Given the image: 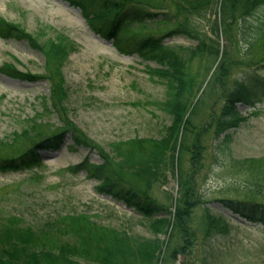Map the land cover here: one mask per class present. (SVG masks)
Here are the masks:
<instances>
[{
  "label": "rangeland",
  "instance_id": "obj_1",
  "mask_svg": "<svg viewBox=\"0 0 264 264\" xmlns=\"http://www.w3.org/2000/svg\"><path fill=\"white\" fill-rule=\"evenodd\" d=\"M139 1L168 9L200 40L219 46L215 59L208 53L187 56L183 76L184 83L201 87L186 116L191 124L184 135L180 131L179 138L183 136L182 143L189 149L194 145L196 129L203 131L206 144L203 161L200 154L204 150L201 152L199 148L192 154L182 148L178 155L180 170L189 171L191 165H196L197 175L200 174L199 198L189 205L185 217L189 241L179 231L174 237L171 231L166 235L155 234L138 211L103 193L99 189L101 181L90 171L73 173L68 169L87 159L104 164L118 178L140 190L147 188L153 199L172 212L179 200L176 177L169 174L146 184L144 177L138 176L140 170L136 165L146 149L136 147L133 140L160 138L163 127L171 123L169 114L154 102L164 99L166 93L164 84L151 79V71L147 70L148 65L154 67L156 63L142 60L136 54L121 53L111 39L103 37L83 19L80 9L66 0H0V22L18 26L33 37L31 40L0 36V159L20 157L35 148L43 136L60 130L66 132L60 147L38 148L42 166L30 171L0 169V227L4 220L8 221L9 228H13L8 229L11 235L27 223L37 227L60 214L73 215L65 235L53 232L49 235L42 230L34 234L36 247H53V254H44L33 247L30 248L33 252H29L35 257L39 253L46 261L54 257L65 264H106L103 258L107 252L102 243L109 241L111 249L115 244H121L118 246L123 249L125 245L121 240L111 239L113 233L140 240H155L158 235L165 245L157 264H264V231L220 202L222 197H246L245 194L249 195L246 190L253 184H259L262 198L258 199L264 200V99L255 107L260 109L256 116L250 114L253 109L248 105L236 104L235 110L242 119L231 130L232 161L224 159L219 164V157L215 159L216 143L211 133L224 104L220 97L224 79L247 74L255 80V69L264 58V40L251 48L245 47L239 40L238 20L231 16H227L228 34L216 33L211 22L213 9L201 13V6L207 7L214 0ZM193 10L195 20L189 16ZM172 26L136 24L135 28L125 27L121 38L125 40L132 34L161 35ZM168 42L187 47L196 40L179 36L169 38ZM180 48L179 52L184 53V48ZM225 49L229 51V65L223 70L226 76L221 74L217 81L211 82L215 71L212 65H217ZM3 66L15 67L23 74L16 76ZM56 82H61L65 90L60 93L56 89L55 96ZM73 132L86 141L89 139L92 148L79 145ZM213 215L225 218L229 231H223L218 221L214 223ZM214 225L216 229L212 231ZM179 246L182 249L174 252ZM128 256L113 251L108 259L111 264H141Z\"/></svg>",
  "mask_w": 264,
  "mask_h": 264
},
{
  "label": "trees",
  "instance_id": "obj_2",
  "mask_svg": "<svg viewBox=\"0 0 264 264\" xmlns=\"http://www.w3.org/2000/svg\"><path fill=\"white\" fill-rule=\"evenodd\" d=\"M66 1L80 9L88 24L103 37L111 39L118 50L125 54H136L140 59L145 61L151 59L156 63L154 67L148 65L147 70L149 69L151 71V79L155 82L160 81L164 84L166 93L164 99L154 102L158 108H162L169 114L171 123L163 127L162 136L160 138L141 137V139L136 138L133 140L136 147L142 150L144 148L146 149L144 156H142L141 160L136 165H138V170H140L138 176H143L146 184L161 180L163 177L167 178L169 174L176 177L179 188V200H177L175 211L172 212L173 210L171 211V209L153 199L147 188L140 190L127 180L120 177L118 178V175H114L113 170H109L104 164H95L87 159L68 169L73 173H77L78 170L90 171V175L95 176L96 180L101 181L99 189H101L103 193L113 196V198H116L118 201H124L128 207H132L138 211L143 219L145 218L149 221L155 234L166 235L171 231V235L174 237L177 231H179L183 238L185 237V241H189L190 234L187 228L188 220H186L185 217L190 208L189 205L191 206L195 203L197 198H199L198 178L200 174L197 175L199 170L196 169V165H191L189 171L180 170L177 165L178 155L182 148L188 150L190 154L199 148L201 152L204 150V153L202 152V154H200L202 155L201 160L203 161L205 160L204 158H206V144L203 142V131L198 132L196 129L194 130L196 136L193 141L194 145L189 147V149L186 147L185 143H182L183 136L179 138L180 131L183 134L185 128L187 130L191 124L189 123L190 120H188V118L186 119V116L189 114L188 110L193 104L197 89L201 87V84L191 86V82L190 85L189 83H184L183 76H185L187 61L191 56L208 53V56L214 57L213 59L218 58L219 46L207 45L205 40H200L193 34L192 29L187 26L185 22L177 18L174 13H171L168 9L161 6H151L139 0L124 2L122 0ZM190 3H193V1ZM211 3L212 4L207 7L201 6L203 10L200 12L205 13L210 10V8L213 9L212 17L214 16V18L210 19L212 20V26L216 33L219 34V32H224L225 35L228 34L229 18L227 16H231L234 20H238L239 40L245 47L251 48L256 42L264 40V0H224L222 3H219L218 0H214ZM195 12V10L191 11L189 16L194 18ZM157 23L171 24L173 28L169 29L168 32H163L161 35L149 34L143 37H135L132 36V34L125 40L121 38L125 27L132 28L136 24L146 25ZM0 36L5 38L18 37L21 39H28L30 37L31 40L33 39L30 34L25 33L20 27L3 22H0ZM179 36L194 39L196 43L190 44L187 47L182 45L177 47L175 45L172 46L171 43L168 42L169 38ZM227 41L231 46L232 40L230 37ZM215 44L217 45V42H215ZM215 44L213 43V45ZM180 47L184 48V53L179 52L181 49ZM228 54V49H225L217 65L213 66L215 64H211L212 68L215 67L211 82L217 81L221 74H224V68H228ZM184 55L189 58L184 57ZM55 64L58 67V64ZM3 68L10 69L16 76L23 74L15 67L8 66V68H6L3 66ZM255 70L257 71H255V80L253 77L247 76V74L238 75L235 79L229 76L224 79V85H222L224 87L221 88L223 90V96H220L224 100L222 109H220L222 112L216 118L215 124H212L211 129L213 142L216 143L215 159L217 160L219 157V164H221L224 159L233 160L229 143L232 139L231 130L237 127L239 120L242 119L240 112L235 110L236 104L243 103L248 105L253 109L250 112L251 115L256 116L260 111L259 108L255 107L264 99V58L259 62ZM55 86V96L57 93L56 89L59 90L60 93H63L64 86H62L61 82H58V84L56 82ZM60 93L59 97H61ZM55 105L56 104H54V106ZM65 133L64 130H60L53 135L43 136L38 140L39 144H37L35 148L29 149L20 157H14L12 159L1 158L0 169H5V171H23L26 169L30 171L34 169V167L37 168L42 166L41 158L37 151L38 148L55 149L60 147L65 140ZM72 136L79 145L92 148L89 139L86 141V138L82 139L84 137H81L79 133L75 132L72 133ZM199 164L201 165L202 163L199 161ZM201 167L203 166L201 165ZM251 186L250 189L246 190L249 194H245L246 197H222L220 198V202L224 208L231 211L233 214L244 217L251 224H257L261 227L262 231H264V200L262 199V201H260L261 199H258L259 196L262 198L261 191L258 189L259 184H253ZM71 216L73 215L60 214L58 217L47 219V221L42 222L40 225H37V227L27 223L22 230L17 229V231L11 235H9L8 229L10 230L13 228H9L8 221L4 220V225L0 227V264H3L4 261L5 264H65L54 257L46 261V259L40 258L39 253L36 254L35 257L30 255L29 252H33L30 249L31 247L37 248L35 245L37 240L34 237L35 233L42 230L49 235L52 232L56 235H65V231L70 226L69 219ZM211 219L214 220V223L217 221L221 223L220 228L223 231H229V222L225 218L213 215ZM10 222L9 219V223ZM91 223L90 221L89 224ZM215 229L216 226L214 225V228L211 230L213 231ZM46 231H48V233ZM113 234L111 239L121 240L125 245L123 249V247H119L121 244H118L119 246L115 244L113 245V249H111L112 245L109 241L108 244L103 242V248L105 252H107V257L103 258L106 264H111V260L108 258L112 255L113 251L122 256L129 255L128 257L132 258L134 263L136 261H140L141 264H151V262L155 264L158 263L165 245V242H162L158 235L154 238L155 240H140L136 237L130 238L121 233H118L119 235ZM43 248L37 249L44 254H49V252L51 253L55 249L53 247ZM116 248H118L117 251ZM179 249H182V246L174 249V252Z\"/></svg>",
  "mask_w": 264,
  "mask_h": 264
}]
</instances>
